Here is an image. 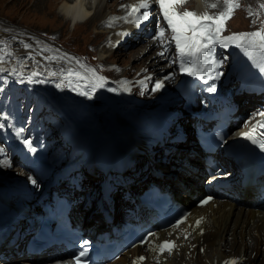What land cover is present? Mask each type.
Segmentation results:
<instances>
[{
	"label": "bare ground",
	"instance_id": "obj_1",
	"mask_svg": "<svg viewBox=\"0 0 264 264\" xmlns=\"http://www.w3.org/2000/svg\"><path fill=\"white\" fill-rule=\"evenodd\" d=\"M187 1H190L191 4ZM187 1L185 0V3L177 5L175 10L182 13L189 9L197 15H202L204 14V9L212 4H216L215 8H219L221 11H226L227 9L225 0ZM240 1L245 3H241L239 6H244L248 10H256L261 7L256 5V0H235L236 3ZM139 2L140 0H114L113 2L109 0H35L33 6H36V10L39 11H44L46 8V12H53L54 17L57 15L59 20L61 19V24L71 23L73 28L82 24L88 26V28L92 26L93 29H89V34L92 35L96 42L90 44L92 52L96 50L98 60L110 65L113 63L117 64L113 51H115L116 47H120L118 45L120 42H123V45H132L136 38L142 40L150 31L154 30L151 23L155 21L157 15L155 11L161 12L160 9H153L154 3L158 5L156 0H149L151 8L148 20L141 22L139 27L129 22L134 17H128V6L136 5ZM124 17H127V20L122 19ZM109 23H111V26H108ZM81 32L83 33L82 30ZM31 33L34 35L33 32ZM121 33H127V35H120ZM55 35L58 39L62 36L57 32ZM71 36H74L73 32L69 37L65 38L68 39ZM30 37L33 39V36ZM0 40L2 44H5L0 48L2 50V54H0L4 56L3 61H0V69L9 71L11 67H14L25 70L28 72L27 75L31 73L32 81L40 82L43 89L48 85L46 87L47 93L50 95L54 94L53 99L63 104H60L59 109L63 107L71 111V123L76 130L75 138L77 139V146L71 155L74 156L73 161L79 162L84 159L86 154L92 152L96 164L105 171V179L113 181L111 172L114 171V175H116V172L120 171L118 168L119 164L127 160V168L121 174L127 176L125 181H129V184L120 182L116 186L117 190L114 188L110 195L111 202L102 199L101 205L98 203L99 192H101L98 188L100 185H97L94 193L89 191V188L95 187V180L100 181V178L97 177L91 176L92 178L86 180V184H82L79 190H74L73 192L68 190L71 192L72 200L75 201V206L71 212L72 220L75 223H79L82 227H87V225H91L94 228L104 227L106 224L104 214L106 212L113 215L115 220H124V209L125 219H133V217L143 218L146 208L136 200V193L133 195V192L134 190L136 192L137 190H142L149 184H159L172 191L174 198L182 204L189 203L191 205L193 203V195L198 194L202 190L203 181H200V178L205 172L203 160L205 152L198 146L191 134V127L192 124L194 126L195 124H205L206 118L203 114L206 110L201 107L198 100L194 103L192 102L193 93L191 88L196 87L198 83H202V87H215L216 91L214 92L205 91L209 99H217L221 95L220 99L228 101L230 95L220 92L218 87L226 88L232 87V83L237 84L239 81L232 82L235 76L234 71L228 73V75H222L220 79L211 67L203 65H196V75H187L185 72L182 73L183 71L176 73L173 65L169 63L163 48L158 46L160 42L153 37L151 40L147 39L148 41L143 43L139 49L136 48L129 53L133 59L141 63H144L145 55H148L150 63L146 66L152 67L151 70H155L152 76H141V72L145 69L137 66V63H132L129 66L117 69L116 72L109 76L113 80V83H111L113 87H101L94 77L84 74L83 71L81 72L82 63L76 62L78 66L74 62L72 65L68 61L69 58L68 60L60 59L59 54L63 52L59 48L60 46L54 45V54H52L53 52L51 53L48 50L36 48L32 42L33 45L20 35L5 33L0 37ZM168 40V35H165L161 42L167 43ZM14 43L21 44V46L22 43L28 44L31 47L27 49L24 46H22L23 48H17V46L9 47V45ZM36 43L38 42L36 41ZM62 43L64 42L62 41ZM40 45L42 44L40 43ZM155 45L158 46L155 51L150 55L147 54ZM160 53H164V55L162 56ZM119 56L121 54L117 57ZM107 60L110 61L107 62ZM134 71L135 74L131 79H125ZM33 73H36V75H33ZM178 74L184 77L180 82L174 83L175 78L179 76ZM151 78L155 80L154 84L162 83L163 85L159 89L158 99H163L164 96L161 94L165 93L168 96L167 100L171 101L165 103L164 109L161 108L156 112L164 114L166 110H172L173 113L164 118L155 114L144 116L140 119H130L123 113H116L117 109H114V106L111 105L108 94L113 93L116 95V92L125 91L126 95H130L133 91L142 92L141 88ZM87 82L94 86L88 85ZM40 84L38 83V85ZM57 84H60V87H57ZM236 84L234 89H237L238 93L236 94L233 90L232 99L238 109L230 117V120L232 119L231 123H235V125L232 127L234 132L229 137V140H238L245 133L246 127H241L237 121L245 115L247 109L252 108L253 104H247L246 102L256 98L261 100L263 97L262 94L251 96L246 92H242L246 82L241 86ZM81 92H86L87 94L81 95ZM67 94L76 95L85 104L82 105L81 102L74 101L75 97L64 98ZM123 96L125 95L120 97ZM236 99H238V104ZM153 106L154 103L152 102L148 108ZM157 107L156 105L153 108ZM180 107L183 109L180 110ZM249 114L245 118H248ZM5 118L9 121L7 115ZM243 122L244 120H242L241 124ZM251 123V121L246 122V124ZM166 126H168V129H166ZM180 136H184L188 140L187 146L180 144L178 141ZM56 140L57 137L53 138L52 147H57L55 145ZM2 145L0 142V150L5 149L2 148ZM59 146L62 148L59 151H62L66 158L71 145L60 143ZM167 146L174 148L166 152L164 147L166 148ZM185 147L191 150H183ZM55 150L58 149L56 148ZM158 150L166 153L164 156L165 162L159 159L157 161L156 156L149 159L153 152ZM212 155L218 157L214 152H212ZM35 156L37 157V155ZM107 156L110 159L105 161L104 158ZM144 159H149V161H143ZM5 160L10 161V158L7 157L6 149L0 151V165L6 166L5 172L0 166V175H6L9 170L13 172V167L4 164ZM28 160H32V158ZM224 166L229 170L224 171V173L232 172L229 169L230 166ZM26 167L39 173L43 171L38 165L34 168V163L26 165ZM212 175L214 174L212 173ZM20 178L18 182L0 181V228L7 232L5 241L0 245L1 256L8 257V255L22 249L31 234L29 233L30 228L27 219L22 216L27 214V216H30L29 211L39 209L38 200L41 193H43L42 189L36 186L37 180L34 176L23 172ZM32 181H35V183ZM251 185H264V175L256 178ZM61 186L64 185L62 184ZM122 190L128 193L127 196H131L132 199L128 200L125 196L121 197ZM236 193L238 197L235 200L233 198L214 197L203 206L190 207L192 211L179 225L156 230L150 235L145 244L123 251L117 259L108 264H225V261L232 259L238 260L240 264H264V259L256 262V255L261 252L264 254V206L254 198L251 186L237 188ZM110 203L112 209H109ZM136 206L141 209L138 213L134 212L133 215L131 211L137 209ZM201 217H203V221L197 227L196 221ZM10 223L11 226L8 225ZM9 227L11 228L8 230ZM12 241H14V244H11ZM163 241H174L176 247L171 252L164 251L161 253L157 245ZM252 254H255V257ZM245 256H247V259L243 263ZM138 257H145V259L138 261ZM8 260L10 261L7 262V260L0 259V264H29L30 257L23 254L22 257Z\"/></svg>",
	"mask_w": 264,
	"mask_h": 264
},
{
	"label": "rangeland",
	"instance_id": "obj_2",
	"mask_svg": "<svg viewBox=\"0 0 264 264\" xmlns=\"http://www.w3.org/2000/svg\"><path fill=\"white\" fill-rule=\"evenodd\" d=\"M34 1L35 0H0V34H1V36L4 35L5 33L20 35V36L24 37L25 40L27 39L26 41H29L30 43L32 42L34 45L32 43L31 44L33 46H36V48L48 50L51 53L53 52L52 54H54V45H56L57 47L60 46L59 48L62 49V51H63L61 54H59L60 59L68 60V58H69L68 61H70L72 63V65L74 62L76 65H78L77 64L78 62L82 63L83 65L81 66L82 67L81 72L83 71L84 74H87L91 77H94L100 84H103L102 87H106V86L113 87V84L111 86V83H113V80L110 79L109 76H111L114 72H116L117 69L123 68L124 66L125 67L129 66V64H132V63L133 64L137 63L136 64L137 66L145 69L144 71L141 72V76L142 75H150V76L153 75V72L155 70H151L152 67L149 68V66H146V65H149V63H150V61H149L150 59H149L148 55H145L144 63L143 62L141 63V62H137L138 60L133 59L132 56L129 55V53L132 52L136 48L139 49V47H141L143 45V43H145L146 41H148L149 39L154 37V30H152L150 33H148V35L146 37H144L142 40H138V38H136V40L134 41V43H132V45H130V44L129 45L128 44L123 45V42H120L118 44V45H120V47H116L115 51H113V54H115V56H116V57H114V59H115V61H117V64L113 63V64L109 65V64L100 62L98 60V54H97L96 50L92 52V47L90 46V44L96 43L95 39L92 38V35L89 34V29L90 30L93 29L92 26L90 28H88V26L82 24V25H79L78 27L73 28V25H71V23H67L68 25L70 24L69 26L65 23L61 24V19L59 20L57 15L54 17L53 12H46V10H47L46 8L44 9V11L36 10L37 7L33 6ZM109 1L113 2L114 0H109ZM263 1L264 0H256V5L261 6ZM187 2L191 4L190 1H187ZM241 3H245V2L244 1L238 2V4H241ZM263 4H264V2H263ZM153 9H160V8L158 5L155 4V5H153ZM205 10L211 16H218L222 12L219 8H215V7L214 8L213 7H206ZM185 11H190V10L186 9ZM156 13H157V15L155 17V21L151 23L153 25L154 29H155V25L157 24L158 21L163 22V17L161 16V14H159L158 11ZM250 13H252V14L250 15ZM51 24H53V25H51ZM224 24L226 26L225 32H229V33H233V34H238L239 32H243V31H246V32L259 31L261 29H264V8L259 7L256 10H252V9L248 10L244 6L236 7L234 9L231 17L229 19L225 20ZM59 29H61V30H59ZM28 30H30V31H28ZM81 30L83 31V33L81 32ZM31 32H33L34 35H32ZM46 32H48V33H46ZM56 32L58 34L62 35L61 38L58 39L56 37V35H55ZM72 32H73L74 36H71L68 39L65 38V37H69V35L72 34ZM25 35H26V37H25ZM30 36H33V39ZM53 36H55V37H53ZM75 38H77V39H75ZM36 41L38 43H36ZM39 41H41V42H39ZM42 41H44V42H42ZM62 41L64 43H62ZM1 42L2 41L0 40V48L2 45H5L4 43L2 44ZM40 43L43 45V48H42V45H40ZM14 44L9 45V47H12V46L16 47L17 46V48H23L22 46L25 45L23 43H22V46H21V44L19 45L17 43H14ZM35 44H37L39 46H37ZM49 46H51L53 50L50 49L51 47H49ZM158 46H160V44H158ZM158 46L157 45L153 46L151 51H149L147 54L150 55L153 51H155L156 47H158ZM44 52H46V51H44ZM0 53L2 54L1 49H0ZM124 53H125V55H124ZM1 54H0V56H1ZM119 54H121V56L117 57ZM76 58H77V60H76ZM109 61L110 60H107V62H109ZM168 61L170 62V60H168ZM76 65H75V67H76ZM11 69H17V71H19L20 74H22L24 76H27V74H28V72H26L25 70H22L20 68L11 67ZM91 70H95V71L91 72ZM17 71H15V72H17ZM135 71L127 76L129 78L125 77V79H131V77H133V75L135 74ZM226 71L228 72V69L223 68V70H222L223 75L226 74ZM137 72H140V71H137ZM0 76L2 77L3 80L6 81V83L2 84V86L0 87V99L2 100L5 97L6 88H8L9 85L17 84L18 80L13 75L10 76L7 73L4 74V73L0 72ZM99 78H103V79L101 80ZM175 81L176 80H174V83H175ZM36 82L37 81H32L33 84H36L35 86L39 87V89H42L43 87L40 84V82H38L40 85H38V83H36ZM154 82H155V80L153 78L147 80L144 84V87L141 88L142 92L133 91V92H131L130 95L129 94L126 95L125 91H121V93L116 92V95L111 93V94H108V99L110 100L111 105L114 106V109H117L116 113H121V114L123 113V114H125V116L127 115V117L130 119L131 118L132 119H136V118L140 119L141 117L151 116V115H155V114L161 118H164V117L168 116L169 114L173 113V111L172 110H170V111L166 110V112L164 114H160L156 111L160 110L161 108L164 109L163 106L165 105V103L171 102V101L167 100L168 96L165 93L161 94L164 96L163 99H158L159 90H154L155 89L154 87L156 85V84H154ZM236 85H238V83ZM46 87H48V85L45 86V88H44L45 90H46ZM105 91L110 92L108 90H105ZM122 95H125V96L120 97ZM263 97H264V95H263ZM236 100H237V104H238L239 103L238 99H236ZM51 101L52 100L50 99V101H48L47 104H50ZM252 101L253 100H251L250 102H252ZM54 102H56L57 107L59 109V106L62 103L59 102L58 100H54ZM152 102L154 103L153 107H155L156 105L158 107L157 108H153V107L148 108V106L150 104H152ZM198 102L200 104L199 100H198ZM250 102L247 101L246 103L248 104ZM44 103H45V101H44ZM44 103H41L40 108L44 105ZM253 107H254V105H252V108ZM125 108H127V109H125ZM182 109L183 108L180 107V110H182ZM242 118H243V116L237 122L240 123ZM231 120H230V125L232 128L235 125V123H231ZM191 128H192L191 134L193 135L195 141L197 142L196 137H195V132H194V124H192ZM166 129H168V126H166ZM178 141L180 142V144L187 146L188 140L184 141V138H179ZM173 148L174 147H171V146H167L166 148L164 147L166 152L170 151V149H173ZM2 150H5V149H2ZM183 150H191V149L185 147V148H183ZM165 155H166V153H162V151L158 150L157 152H153L152 156L149 159H151L153 156H156L157 161L162 160L163 162H165V158H164ZM149 159H144L143 161H149ZM11 163H13L10 165V167H13V172L10 170L7 171L6 175L3 174V175H5L4 177H0V181H2V182H18L20 180L19 171H17L15 168L16 164L14 162H11ZM144 164H146V162H144ZM0 166H2L3 172H5L4 169L6 170V166H3V165H0ZM84 171L87 173V171L85 169L81 170L82 173H84ZM156 171H157V169H156ZM3 175H0V176H3ZM86 175H88V174H85L84 175L85 177L83 175H81L82 180H83L81 185L82 184L85 185L86 184L85 181L92 178L91 176H86ZM206 176H207L206 172H204V174L201 175L200 181H202ZM126 178H127V176L125 175V180H126ZM98 183H99V181L95 180V187L89 188V191H91V193H94L96 191V189H97L96 187H97ZM125 184H129V181H125ZM171 188H173V187H171ZM121 197H123V196L121 195ZM125 198L128 200L132 199L131 196H127V195H125ZM254 255L255 254H252L253 257H255ZM246 259H247V256L244 257L243 263L245 262ZM262 259H264V254H262V252L259 253L258 255H256V262H258L259 260H262Z\"/></svg>",
	"mask_w": 264,
	"mask_h": 264
},
{
	"label": "snow or ice",
	"instance_id": "obj_3",
	"mask_svg": "<svg viewBox=\"0 0 264 264\" xmlns=\"http://www.w3.org/2000/svg\"><path fill=\"white\" fill-rule=\"evenodd\" d=\"M159 5V8L164 16V19L167 21L168 27L171 28V31L174 33L173 40L175 41L176 51L178 53V58L182 61L180 68L187 72L188 75H196L197 73L193 70L198 62L207 61L209 57L212 56L211 49L214 44L222 43V46L227 47L228 42L235 43L237 47L241 48L244 51V54L248 56L249 59H255L257 54L264 55V29H261L256 32L251 33H238L233 34L232 36L225 37L223 41L220 39V33L224 30L225 20L229 19L236 7H239V4L235 0H225L227 5L226 11H222L218 16H211L207 12L202 15H197L191 11L177 12L176 6L185 3V0H156ZM210 7H216V4L210 5ZM128 17H134L133 20L129 21L134 23L137 27L140 26L141 22L149 19L151 4L149 0H140L136 5L128 6ZM261 8H264V4L261 5ZM143 9V11H141ZM252 13H250L251 15ZM122 19H126L124 17ZM108 26H111L109 23ZM186 33H191V35H186ZM120 35H127V33H121ZM164 29L159 30V36L157 39H163ZM24 47L30 48L31 46L25 44ZM164 55V53H160ZM4 57L0 56V61H3ZM186 61H191V64H188ZM2 70V69H0ZM15 73V69L12 70ZM95 71V70H92ZM260 71L264 72V65H260ZM36 75V73H33ZM55 75V73H53ZM171 78V77H169ZM103 79V78H99ZM31 80V77H29ZM43 82V81H41ZM102 87L103 84H100ZM57 87H60V84H57ZM162 83H157L154 90H159L162 88ZM210 92L216 91L215 87H210L208 89ZM81 95H86V92H81ZM264 127V125H260ZM4 125L0 124V128H3ZM22 131V129L20 130ZM255 131V128L252 130ZM245 138L252 139L251 134L244 133L242 134ZM257 141L253 139V143ZM25 145L29 148L30 151H35V148L32 147L31 142L28 140L24 141ZM260 147L264 149V141L260 142ZM2 151V150H0ZM4 164L10 166V162L5 160ZM35 183V181H32ZM211 198L203 201L202 204H207ZM203 217L196 221V226L202 223ZM182 222V221H180ZM178 222V224L180 223ZM154 235V234H153ZM187 238V236H185ZM176 247L174 241H163L157 245L158 250L163 253L164 251L171 252L173 248ZM87 255V250H82L76 257V264H81V257ZM145 257H138V261H143ZM225 264H240L236 259L225 261Z\"/></svg>",
	"mask_w": 264,
	"mask_h": 264
}]
</instances>
